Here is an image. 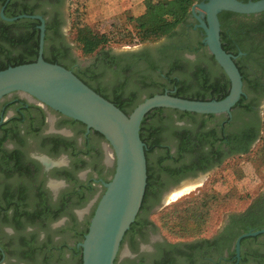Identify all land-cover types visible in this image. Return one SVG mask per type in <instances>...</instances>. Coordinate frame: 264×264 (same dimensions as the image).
<instances>
[{"label":"flooded vegetation","instance_id":"1","mask_svg":"<svg viewBox=\"0 0 264 264\" xmlns=\"http://www.w3.org/2000/svg\"><path fill=\"white\" fill-rule=\"evenodd\" d=\"M209 1L200 0L197 5ZM68 4L69 0H0V23L14 25L20 43L10 53L2 54L1 59L8 54L10 57L22 54L25 60L23 51H28L37 54V61L43 34V59L73 71L111 102H138L147 97V91L154 95L176 94L177 87L170 79H155L159 84L146 90L141 84V73L146 74L149 65L158 67L155 73L158 75L176 61L190 62L192 73L200 68L204 75L202 79H189L187 93L182 97L212 101L224 95L223 86L228 78L217 62L215 67L208 64L206 56H213L199 17L204 22L206 19L198 6L172 35L154 43L135 44L122 52L104 50L85 64L70 39ZM9 13L15 15L11 17ZM2 14L8 19L29 18L7 21ZM240 18L255 27L250 37L233 40L239 54H230L238 61L242 56L248 57V53L241 51L242 47L248 48L263 64L264 12ZM220 23L222 32L223 21ZM87 68L96 76L85 73ZM263 73L260 69L264 80ZM146 83L151 85L152 81ZM244 95L247 97L245 92ZM258 110H263V105ZM171 112L162 115L169 124L159 136L161 148L169 149L171 155L175 156L178 148H185L178 163H165L180 172L160 176L149 196L148 209L140 211L127 231L115 264H240L243 255L254 248L241 241L238 258L237 240L241 235L233 239L232 223V217L238 214L229 215L211 238L190 242L169 241L151 219L152 214L162 209L165 198L183 182H202L220 168L218 150L230 151V147L217 142L212 154H208L211 147L191 133L184 144L182 129H190L192 124ZM234 113L215 115L205 130L233 118ZM158 153L159 150L154 152ZM235 157L239 156H231L223 163ZM183 165L189 169L181 171ZM115 170L113 148L98 132L20 94L5 96L0 101V264H83L81 245L106 190L105 184L112 180ZM159 173L155 171V176Z\"/></svg>","mask_w":264,"mask_h":264},{"label":"water","instance_id":"2","mask_svg":"<svg viewBox=\"0 0 264 264\" xmlns=\"http://www.w3.org/2000/svg\"><path fill=\"white\" fill-rule=\"evenodd\" d=\"M202 10L199 17L206 33L210 54L230 81L229 94L222 100L196 101L157 94L143 101L130 115L125 114L82 81L73 71L43 59V34L37 61L0 71V101L8 95L20 94L30 102L59 112L102 135L112 146L116 170L105 184L81 247L83 264H115L127 231L139 215L148 184L146 145L141 139L145 117L156 109H171L200 115L231 114L244 95V81L233 55L227 53L221 39L222 12L251 15L264 12V0L244 3L239 0H210L195 5ZM15 21L28 16L8 19ZM42 31L44 28L42 27ZM264 107V104H263ZM188 180L187 182H190ZM183 182V184L187 183ZM169 202L164 201V205ZM264 235V229L242 234L237 240L240 258L241 241Z\"/></svg>","mask_w":264,"mask_h":264},{"label":"trees","instance_id":"3","mask_svg":"<svg viewBox=\"0 0 264 264\" xmlns=\"http://www.w3.org/2000/svg\"><path fill=\"white\" fill-rule=\"evenodd\" d=\"M199 1L200 0H145L146 9L144 14L138 17L130 18V21L134 23V30L129 35L131 40L137 44L154 43L172 35L179 26L185 23L186 19L191 14L193 7L199 3ZM14 15V13H9V16L11 17ZM219 19L223 21V31L221 32L223 48L227 53H233L237 56L239 52L236 51L233 40L250 37L249 35L252 30H254L255 26L245 22L242 18H240L239 14L231 12H224L221 16H219ZM13 26L0 23V71L9 67H15L36 61L37 54L28 51H23L25 53L24 56H27L26 59L33 61L22 59V54L15 57H10L8 54L4 60L1 59L2 54L10 53V49H16L20 44L17 36L14 34ZM70 39L71 42L75 44L80 59L101 53L106 49L105 46L110 42V38L106 34H97L90 26L80 25L79 23L74 29L73 37L71 38L70 36ZM241 51L243 54L248 53V57L242 56L235 62L243 77L244 92L247 94V97L249 96V98H247L246 95L241 97L239 103L233 109L235 112L233 118L228 119L225 122L222 120L220 124L210 130H205V128L207 127L209 121L215 119V115L206 116L171 109H156L150 112L143 120L141 126V139L146 145L148 184L141 211L148 209L147 204L150 201L149 196L151 193H154L155 184L159 181L160 176L163 174L170 176L177 175L180 172L177 168H174L172 165H165V163H178V161L182 158V153L185 151V148H178V152L175 156L170 154L169 149L161 148L162 143L159 134L161 131L165 130L166 125L169 124L168 119L162 117L166 111H170V113H172L171 111H174L175 113L180 114L182 119L190 120L192 128L182 129V133L184 135L181 136V138L183 139L184 144L188 141L190 136L189 133H191L195 136L199 135L200 142L211 147V152L208 154H212L214 145L217 142H220L221 145L225 144L230 147V151H224L220 148L224 152V155H222L221 150H218L217 152L220 156L217 165L221 167V170L225 164L223 162L231 156L251 155V160L256 164H258L260 159L264 156V111L258 110L260 106L264 104V80L260 74V69L264 71V61L262 62L263 64H261L260 59L256 56V53L248 51V48L242 47ZM206 57L208 64L212 66L214 65V67L217 65L214 57ZM192 66L193 65L190 62L182 64L180 61H176V63L171 65L167 70H163L158 75H155L158 67L151 64L146 70V74L141 73V84L143 85V89L146 90L150 88V86L159 84L153 80L165 78L172 80L177 87L176 94L172 96L189 100L206 101L203 99L182 97L187 93V89L185 88L187 84L186 82L189 79L204 78L203 72L200 71V68L198 72L192 73ZM254 69L255 72H253ZM85 73L91 74L93 77L96 76V73L91 68H87ZM178 78L183 81L177 80ZM148 80L152 81L151 85L146 83ZM226 81V85L223 86V91L225 93L216 99V101L224 99L229 94L230 81L228 79ZM87 85L89 86V84ZM95 91L103 96L98 90ZM153 96L154 93L150 94L147 91L146 98ZM103 97L108 100L106 96ZM142 101L143 99L138 102H123L115 100L112 103L121 109L125 114L130 115ZM170 113L168 116H170ZM217 127H220L219 131L217 130ZM156 150H159L158 154H154ZM262 168H264V163L262 164ZM186 169H189V166L183 165L181 171ZM155 171L160 172L158 176H155ZM192 204L191 200L185 199V201L176 204L174 206L175 208L171 207L170 212H165L166 214L164 213L165 215L162 217V220L165 221V226L169 229V231H171V229H175L174 227L176 226L180 229L186 228L184 222L189 219L183 220V217L186 216L187 213L181 214L182 216L179 215L181 217H179V219L176 217L175 220L173 218V214L176 208H189L192 207ZM194 209H197V206ZM202 215L204 214L198 213L197 211L190 212L192 220L200 226L204 222L201 217ZM232 219L236 233H234L235 236L233 239H237L240 235L250 231L264 229V193L261 194L258 199L254 200L248 210L244 213L234 215ZM167 225H172V227H168ZM250 241H254L255 243L259 242V248L253 249L248 255H243V259L240 264H264V235L243 239L242 244Z\"/></svg>","mask_w":264,"mask_h":264},{"label":"rangeland","instance_id":"4","mask_svg":"<svg viewBox=\"0 0 264 264\" xmlns=\"http://www.w3.org/2000/svg\"><path fill=\"white\" fill-rule=\"evenodd\" d=\"M141 1L69 0V34L72 38L78 23L87 25L95 33L106 34L110 38L105 50L126 51L128 47L137 44L129 36L134 30V23L130 21V18L138 17V14L141 13ZM95 56L97 54L83 57L81 60L83 63L89 64L95 60ZM262 111H264V107ZM250 156H239L228 160L222 170L220 167L211 172L193 191L176 201H171L169 196L179 188L173 190L165 198V201L167 200L169 203L151 215V219L161 234L171 242H190L211 238L223 226L229 215L241 214L248 210L254 200L264 193V168H262L264 156L258 164L253 162ZM185 199L192 201V207L176 208L173 218L174 220L176 217L179 219L181 214L187 213L183 217V220L189 219L184 222L186 228L180 229L176 226L175 229H171V232L165 226L162 217L171 211V207ZM196 206L197 209H194ZM193 211L204 214L201 216L204 220L201 226L192 220L190 212ZM167 226L172 227V225ZM258 243L250 241L246 243V246H252L255 249L259 248Z\"/></svg>","mask_w":264,"mask_h":264},{"label":"bare ground","instance_id":"5","mask_svg":"<svg viewBox=\"0 0 264 264\" xmlns=\"http://www.w3.org/2000/svg\"><path fill=\"white\" fill-rule=\"evenodd\" d=\"M201 184V181H194V182H188L182 185L181 188L175 190L171 195L169 196V199L171 201H176L179 198L185 196L186 194L193 191L197 186Z\"/></svg>","mask_w":264,"mask_h":264},{"label":"crops","instance_id":"6","mask_svg":"<svg viewBox=\"0 0 264 264\" xmlns=\"http://www.w3.org/2000/svg\"><path fill=\"white\" fill-rule=\"evenodd\" d=\"M145 9H146V7H145V0H142V1H141V13L138 14V15H139V16L143 15L144 12H145ZM257 145H258V144H257ZM257 145H256V146H257Z\"/></svg>","mask_w":264,"mask_h":264}]
</instances>
